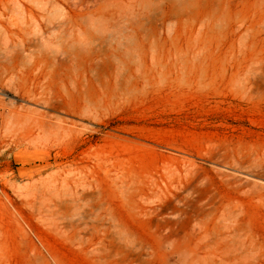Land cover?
Returning a JSON list of instances; mask_svg holds the SVG:
<instances>
[{"label": "rangeland", "instance_id": "rangeland-1", "mask_svg": "<svg viewBox=\"0 0 264 264\" xmlns=\"http://www.w3.org/2000/svg\"><path fill=\"white\" fill-rule=\"evenodd\" d=\"M91 1L78 10L80 19L72 18L69 6L61 2L50 8L54 29L31 23L9 43L1 38L0 264H116L90 255L76 231L63 224L81 214L91 220L99 210L102 216L111 214L118 229L122 226L121 235L141 243L150 254L147 258L152 256L148 264H264V86L252 95L238 91L229 68L224 71L233 56H219L220 71L214 70L211 33L197 25V13L208 12L210 0ZM68 12L72 20L63 26L59 19ZM75 41L84 50L82 42L91 44L104 56L131 53L130 88L106 95L94 90L95 101H82L76 66L71 59L62 61L65 46ZM17 55L19 69L40 56L62 61L54 63L63 80L56 89L60 110L53 113L51 133L30 148L22 145L15 118L29 105L27 96L20 78L6 68L16 66ZM7 116L13 122L10 130ZM27 154L44 166L34 172L35 178L31 172L26 175L31 167L24 165ZM119 154L150 177L164 180L161 190L168 197L163 220L147 217L139 196L105 180L101 161ZM68 165H84V174L100 175L101 200H76L45 217L41 212L54 187L70 189L60 186L65 177L61 170ZM178 193L176 203L173 195Z\"/></svg>", "mask_w": 264, "mask_h": 264}, {"label": "bare ground", "instance_id": "bare-ground-1", "mask_svg": "<svg viewBox=\"0 0 264 264\" xmlns=\"http://www.w3.org/2000/svg\"><path fill=\"white\" fill-rule=\"evenodd\" d=\"M61 2L69 6L70 10L73 12L72 18L80 19L82 18V15L77 14L78 10H85L87 7L86 5L90 4L92 1L78 0L76 2H71L70 0H0V44L3 35L6 38V42H3V44H7L16 36H20V32L25 31L24 25L26 26V28H29L27 26H30L31 23L38 22L37 24L43 25L44 29L46 30L54 29L53 20L51 19L50 15L52 14V11H50V8L52 5H58ZM139 9L141 8L139 7ZM149 10L151 9L149 8ZM154 10L155 9H153V11ZM203 11H199L197 13V25H199L201 28H207L206 30L209 29L211 33L214 47V56H217L213 58V60L215 59L214 70L217 73L220 71L221 61L219 59V56H233L228 62L229 67H227L228 60L224 65L225 73L228 71L229 68V70L231 71V80L236 79L237 84H239L238 91H244L246 94L250 95L255 94V92L259 88L264 86V58L260 57L264 56V0H210L209 11L206 13ZM47 13H49V16ZM68 15L69 16L64 15L63 18L59 19L61 20V22H59L61 23V25L64 26L70 23V20H72V18L70 17L71 14L68 12ZM194 18L195 17H193V19ZM140 22L142 21L140 20ZM193 24L195 23L193 22ZM56 29L57 28H55V30ZM35 32L38 31L35 30ZM95 33H97V31ZM200 35L202 36L201 33ZM59 37L62 38L61 35ZM207 42L209 43V41ZM80 44V42L75 41L72 44L65 46L64 53L67 54V56H62L64 58L62 61H67V59H71L72 63L76 66L75 67L74 65H71L74 66L75 71L78 72V79L75 82L77 86L76 91L78 92L79 97L82 101L89 104L95 101L94 90H102V93L106 95L115 94L117 90L119 91L128 87L130 88V86L132 85L130 84L132 77V60L131 56L129 55L131 53H128L129 55L125 56L126 53L123 51L125 53L124 56L122 55L123 53H121L122 56H111V54L110 56H108V54L107 56H104V54H100V52L93 48L91 44L82 42V44L86 46V50L81 49ZM20 58L21 56H18V58H16V66L15 64H13V66H7L6 68L9 70L8 72L14 74L17 79L20 78V84L22 85L23 90H25L27 96L26 101L29 103V105L24 107L22 106L23 108L19 111L17 117L15 118H17L16 123L18 122V124L16 125H18L19 127V139L22 141V145L26 146V148L27 146L30 148L32 147L30 145L33 144L35 146L39 142L38 140L44 137L46 138V136L51 133V130L53 129L52 121L56 118L54 117L53 113L59 112L60 110L59 105L55 103L57 95L56 89L59 84L61 85V83H63V80H61V76L58 70H55V64L61 61V59L60 57L58 59L57 56H40L38 58L34 57L35 59H32V61H34H31L32 64H30L27 68L23 67V69L27 70L25 72H22L24 70L22 68H18L20 62L18 60H20ZM29 58H31V56ZM18 69L19 71H17ZM18 73H21L20 76ZM26 73L30 76V78H28V75ZM136 80L137 79H135V81ZM246 94H244V97L246 96ZM240 98L243 99V96H241ZM5 120L7 123L8 130H10L12 128L13 122H11L9 116H7ZM16 125H13L15 126L14 130H17L15 129ZM25 150L27 151V149ZM38 162V159H35L27 154L24 161V165H30L31 167L25 170L26 175H28L27 173L31 172V176H29L31 178H35L34 172L39 169H43L44 167L41 164H37ZM102 162L105 161H101V169H99H104L103 174L105 175V177H102H104L107 182H109L113 186H116L118 189L124 191L129 195L133 194L139 196L141 202L143 203V207H145V215L147 217L153 215L158 220H163V204L165 203L166 196L168 197V195H166V192V194H164V191L162 192L161 190L163 185L162 181H164L162 180V178L150 177L149 173L147 174L145 173L144 169L136 167L134 161H132V159L127 157L125 154H119L115 157H109L105 164ZM41 163H45V166L50 167V164L46 163L45 159H43ZM68 166L69 169L62 168L61 170L62 172L60 175H65V177H63L62 181H60V186H62V188L70 187V189L66 188V191H60L61 188L58 189L59 186L54 187V193L51 195V197H49V201L47 202L45 208L42 209L44 211L41 212V214H43V216L45 217L57 214L60 209H64V206H66L68 203H72L73 201H81L88 199L94 200L96 197H98L101 186H104L101 185L104 180L98 177L99 174L97 175V177L84 174V169L87 168V166ZM241 167L242 166H240V168ZM191 171L192 170H190V172ZM39 174H41V172ZM91 174L93 173L91 172ZM49 182H51V180H49ZM153 197L156 198V203L148 204ZM173 197L175 199L177 198V200H175L176 202L178 201V199L180 200L181 193L174 194ZM99 200L101 199L99 198ZM40 206L42 205L40 204ZM79 206L80 204L78 205V207ZM93 206L95 209V205ZM104 206L105 204L103 205V207ZM104 208H106V206ZM67 210L69 209L67 208ZM100 211L101 210H99V212ZM106 211L108 210L106 209ZM99 212L96 211L95 216H93L94 218L91 217V220L90 217L81 214V216L83 217L79 218L78 216L77 220L70 219L71 222L64 221V223H62L64 225L72 227L76 231V235L83 240V244L88 246L89 254L91 253L95 256H98L101 260L111 259L116 264H148V258H151L152 256H149L147 258L149 252L140 245L141 243L138 244L137 242H135L136 240H132L133 237H126L125 235L127 233H124L125 235L122 233L124 236L121 235L120 229L122 226H120V229H118V226H116V224L114 223L115 220L113 221L114 218L110 217L111 214L110 216H102ZM106 214H108V212ZM54 218L56 219L57 217L54 216ZM44 219L51 220V218ZM106 219H108L109 222L107 221L105 223ZM63 220H65V218ZM59 223L61 222L59 221ZM158 227H162V224L158 223ZM97 261H99V259ZM55 262L57 263V261Z\"/></svg>", "mask_w": 264, "mask_h": 264}]
</instances>
